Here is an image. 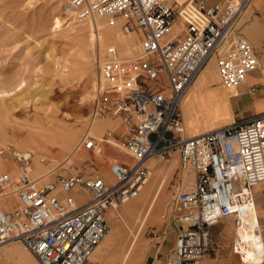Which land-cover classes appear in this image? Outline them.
Listing matches in <instances>:
<instances>
[{"label": "built area", "instance_id": "built-area-1", "mask_svg": "<svg viewBox=\"0 0 264 264\" xmlns=\"http://www.w3.org/2000/svg\"><path fill=\"white\" fill-rule=\"evenodd\" d=\"M250 1L218 5L192 0L184 9L172 0L65 2L61 16L69 22L103 20L139 37L131 55L121 57L109 45L107 55L98 56L100 80L89 120L91 126L102 119L121 122L125 132L114 139L126 158L110 165L114 182L78 174L39 185L32 177L33 154L11 152L18 174L1 173L0 189H11L16 201L9 210L0 209V254L16 240L39 264H90L109 233L108 212L118 213L141 195L151 179V159L163 163L173 154L193 182L173 201L178 237L166 264H205L211 227L228 217L237 230L242 227L254 210L253 189L264 185V112L186 137L181 104L213 59L227 89L243 85L251 72L264 74L238 29ZM79 147L102 152L90 128ZM6 154L7 149L0 150ZM254 233L262 247L259 262L245 263L243 244L233 240L232 250L244 264H264V228L257 224Z\"/></svg>", "mask_w": 264, "mask_h": 264}, {"label": "rangeland", "instance_id": "rangeland-1", "mask_svg": "<svg viewBox=\"0 0 264 264\" xmlns=\"http://www.w3.org/2000/svg\"><path fill=\"white\" fill-rule=\"evenodd\" d=\"M66 1L0 0V150L7 149L10 154L0 155V160L14 166L11 152H31V171L35 164L42 172H51L46 181L57 182L60 176L78 174L100 175L110 180V165L116 159L126 158L116 148L117 142L114 139L121 137L125 127L119 121L99 120V125L104 127L102 140L91 134L102 142V152L95 154L79 147L83 135L87 132L92 101L99 86L97 58L99 55L104 57L98 50H94L99 49L102 52L110 45L118 49L119 56L126 57L138 48L139 37L136 33L127 35L122 33L120 28H111L101 22L97 27L86 22H66L61 18V10ZM177 1L183 3L185 0ZM177 28L175 26L174 31ZM102 30H111L114 36H124L123 38L131 44L130 49L125 48L113 37L106 43L103 42L102 47L95 42L82 52L72 40L74 36L82 33L89 39L96 33H103ZM212 61L216 67L215 59ZM216 77L219 89L223 88L217 74L206 85L201 86V94L212 90L208 85H211ZM197 86L198 82L182 104L184 127V102L190 95L196 96L194 94L195 89L199 88ZM55 92L59 93L58 98H54ZM4 93L9 95L5 96ZM229 111L233 115L232 107ZM214 116L215 126L221 125L219 113L215 112ZM229 119L230 123H233L232 119ZM54 125L60 134L56 142L39 147L38 144L28 141L30 133L42 132L43 129L52 128ZM203 132L205 131L202 130L198 134ZM148 166L152 169V174L147 191L131 205L121 209L125 221L110 219V231L99 252L97 249V264H121L134 235L139 234L140 223H137V215L145 210V205L151 200L161 181H164V191L139 234L131 264H137L141 260L144 241L150 248L153 241L151 238H155L158 230H167L175 225L174 198L178 193L190 189L192 176L183 171L177 154H173L163 163L151 159ZM1 173L6 172L0 171ZM9 190L0 189L1 210L4 209L5 200L1 196ZM143 214L144 212L141 213ZM233 229V225H228L227 221L213 228L211 243L214 251L210 256L220 260L228 259L226 264H244L230 248L235 239ZM245 248V263H255L262 259H251V256L257 254V247Z\"/></svg>", "mask_w": 264, "mask_h": 264}, {"label": "crops", "instance_id": "crops-1", "mask_svg": "<svg viewBox=\"0 0 264 264\" xmlns=\"http://www.w3.org/2000/svg\"><path fill=\"white\" fill-rule=\"evenodd\" d=\"M172 1L178 3V5L183 9L192 6V0H185L183 3H179L177 0H172ZM241 1L242 0H209V3L221 5L227 2L237 4L240 3ZM178 24L183 25L182 19H180ZM238 29L240 33L245 35L249 43L254 48L259 59L260 67L261 69L264 70V0L250 1V5L248 9L242 15L238 23ZM210 62L213 63V61ZM219 80H220V86L225 88V90L219 89V85L216 84L218 81L217 77L212 80L213 82L209 86H211L213 90L210 96L216 98V96L220 94L222 95L223 98L227 97L228 100L229 109L220 108L217 109V112L215 110L216 114L219 113L221 119L219 124L221 125L215 126V124L213 123V118H215V116L210 117V115H207L205 118L196 116L195 112L197 109H194L192 113L190 112V114L186 116L185 130L187 135H185L184 133L186 137L195 136L202 130L207 132L214 128H220L234 123L242 122L247 119H250L251 117H254L259 113L264 112V74H262L260 71H254L249 73L247 75L246 82L243 85L230 90L222 85L220 77ZM200 90L201 89L196 90L194 94L196 95L195 100H199L202 98L201 97L202 94L200 93ZM231 107L233 110V115H231L229 111ZM229 118L232 119L233 123H230L231 121ZM253 193H254V205L256 207L259 216V222H260L259 225H261V227L264 228V185L256 187ZM14 200L16 201V198ZM223 221H227L228 225L229 224L234 225V221L232 217H228L226 219L220 220L216 225L211 227L210 240H211V233L213 228L216 227L217 225H221ZM233 228H234L233 229V236H234L235 227L233 226ZM177 237H178V229L176 223L167 230H163V228L158 230L155 238H151L153 241L151 243L150 248L147 247V244L144 241V244L142 245V249L144 250V253L141 257V260L137 264H166L169 260V256L171 252L174 249ZM232 244L233 241L230 247L231 250H232ZM243 245L244 247L254 248V246H251V244H243ZM12 246L13 247L8 251L4 252L2 250L0 254V264H39V262L36 259L33 260L30 258V256L27 254L26 251L27 249L22 243L16 242L13 243ZM213 251H214V247L213 244L211 243V253ZM233 254L236 257H239L236 253L233 252ZM210 255L205 260V264H226V261L228 260V259L220 260L218 258L211 257ZM134 257H135V250L131 254L126 264H131V261Z\"/></svg>", "mask_w": 264, "mask_h": 264}, {"label": "bare ground", "instance_id": "bare-ground-1", "mask_svg": "<svg viewBox=\"0 0 264 264\" xmlns=\"http://www.w3.org/2000/svg\"><path fill=\"white\" fill-rule=\"evenodd\" d=\"M61 18L63 20H65L66 22H69L65 18H63L62 16H61ZM99 22H101L102 24L108 26L105 23V21H103V20H98L97 23L93 24V25H95V27H97ZM89 24H92V23H89ZM60 26H62L61 23H60ZM108 27H110V26H108ZM111 28H113V27H111ZM116 28H119V27H116ZM102 32H103V30H102ZM90 35H92V34H90ZM113 37H116L117 41L121 45H123L125 48H129L130 49L131 44L125 38H123L124 36L123 37L122 36L121 37L120 36H114V34L111 32V30H107L106 32H103V33L100 32V34L96 33V35H92L91 38H89V39L83 33L82 34H78V35L74 36L72 38V40L74 41L75 45H77L81 49L82 52H85L88 49V46L94 45L95 42H98L99 46L101 45V47H102V43L103 42L106 43L108 40H110ZM116 38H115V40H116ZM111 47H113V46H111ZM114 48H116V47H114ZM107 49L103 50L102 52L99 49H95L94 51L98 50V52H100L101 54L106 56L107 55ZM205 67H206V69H205ZM205 67H204V69H205L204 73L201 74L203 72V70H204L203 69L199 73L197 78L195 79L193 85L191 86V88L189 89L187 94L185 95L183 101L185 100V98L188 95V93L193 89L194 84L196 85L197 82H198V86L197 87H199V88H196L195 91L197 89H202L201 88L202 85H206V83L208 81H210L213 77H215V75L218 74V71H217V69H216V67L214 66L213 63H207ZM98 75H99V72H98ZM221 89L225 90V88H221ZM212 92H213V90H211L210 92H206V93L202 94V96H201L202 98L199 99V100H195V97L193 95H190L186 99V101L184 102V108L186 110V116H188L190 114V112L192 113L194 111V109H197L196 112H195V115L198 116V117H202V118H205L207 115H210V117H214L215 110L217 112V109H220V108L229 109L228 108L227 97L223 98L222 95L219 94L215 98V97L210 96V94ZM4 94H5V96L9 95L8 93H4ZM58 94H59L58 92H55L54 98H58L59 97ZM183 101H182V104H183ZM182 104H181V109H182ZM17 108L18 107H16V108L13 107V109H17ZM182 114H183V112H182ZM47 117H49V116H47ZM99 124H100V121H96L92 126L89 123L87 130L90 128V133L94 134L96 137H98L100 140H102L101 135H102V133L104 131L103 130L104 127L100 126ZM55 127L56 126L54 125V126H52V128H48L47 127L45 129H43L42 132L30 133L29 136H28V141H30V142H32L33 144H36V145L38 144L39 147H44V145H46L48 143L56 142L60 138V134L58 133V131H57V129ZM184 129H185V127H184ZM216 129H218V128H216ZM184 133H185V135H187L186 134V130H184ZM190 134H192V133H190ZM69 136H71V135H69ZM14 164L15 165L13 166V165H11L9 163H6V162L0 160V171H4L7 174H9L10 176L16 177L17 174H18V164L16 162ZM109 172H110V168H109ZM50 174H51V172H47V173L46 172H42L41 168L39 166L35 165V164H34V167L32 168V177H33L34 181H36V184L40 185V184L44 183L47 180V177ZM190 179H191V184H192L193 177L190 178ZM106 180L108 182H114V179H113V176L111 175V173H110V180H108V179H106ZM149 182L151 183V181H149ZM149 182L144 187V189L142 190V193L147 191V188L150 185ZM163 182L164 181L159 182V185L157 187V190H156L155 194L152 196L151 200H149L147 205H145V207L147 206L145 208V210L141 211L137 215V223H140L139 234L144 229L149 217L152 215L153 211L155 210V207L157 206V204H158V202H159V200L161 198V194L164 191ZM258 186H261V185H257L256 187H258ZM254 189H253V191H254ZM10 190L8 192L6 191V193H4V195L1 196L2 198H5V200H4V209L3 210H9V205H12L15 202L14 199L16 198V194H11ZM6 195H8V196H6ZM136 200H133V201H130V202L124 204L121 207V209H124L128 205H131ZM121 209L119 210L118 213H115L113 211H109L108 212L107 216H108V222H109V231H110V219L111 218L112 219H116L118 221L119 220L125 221V219L121 215ZM253 209L254 210H253L252 214L250 215L248 220L244 221L242 227L239 230H237L235 228L234 237H235V239L240 240L242 244H251V246L257 247V254H255L254 256H251V259H256L257 257H262V247H261V244L258 243L256 235L254 233L255 232V227L257 226V224L259 225L260 222H259V216H258V213H257L255 205H254ZM142 212H144L143 215H141ZM118 221H116V222H118ZM139 234H135L134 235V239L131 242L129 250L124 253V255H123L122 259H121V264H126V262L129 260V258L131 256V254L134 252V250H135V248L137 246V243L139 241ZM16 242H19V241H16V240L11 241L8 245L5 246L6 248L4 247L5 249H3V251L5 252V251H8L9 249H11L13 247L12 246L13 243H16ZM102 243H103V241L101 242V244ZM101 244L97 248L98 252L101 249ZM243 247H244V245H243ZM244 249L246 250L245 247H244ZM98 252L96 250L95 253L91 256L90 264H97L96 259H97V253ZM27 254L30 256L31 259L35 260V258L33 256H31L28 252H27Z\"/></svg>", "mask_w": 264, "mask_h": 264}]
</instances>
